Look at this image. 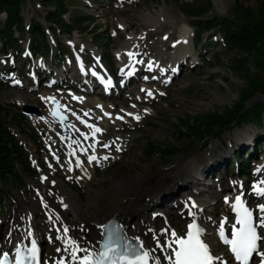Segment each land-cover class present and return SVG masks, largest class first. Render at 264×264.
Here are the masks:
<instances>
[{
	"label": "rangeland",
	"instance_id": "rangeland-1",
	"mask_svg": "<svg viewBox=\"0 0 264 264\" xmlns=\"http://www.w3.org/2000/svg\"><path fill=\"white\" fill-rule=\"evenodd\" d=\"M177 1L193 2V0ZM210 1L212 8L205 16H226L234 3V0ZM245 4L255 6L254 1H245ZM23 5L26 25L31 20L43 23L42 16L46 12L45 9L34 1H26ZM67 5L70 10L69 15L65 17L67 21L69 17L85 14L92 18L93 25L85 33L81 30L75 31L71 38L61 36L58 31L53 34L48 33V44L53 50L52 53L41 55L31 50L32 53L27 55V48L30 46L28 34L15 33L20 52L6 48L0 43V104L11 102L20 104L19 101L23 100V104L40 109L43 117L42 120L27 119L28 124L38 135L40 145L35 146L39 149L35 157L39 160V169L34 167L36 172L25 178L21 185L14 186L11 183L0 185V191L4 196L0 213V244L3 240L7 241V232L15 227L16 222H22L24 215L29 218L31 212V218L38 223L37 233L41 235V240L38 242L41 264H45L49 252L53 251L52 244L59 240L58 237L53 236L55 217L58 215L54 216L45 203L54 206L57 214L61 213L66 222L71 223L74 214L69 205L70 200L84 213H88L93 209L90 203L100 204L99 196L111 186L112 188L117 186L115 183L121 179H125L126 186L130 182H136V180L127 181V176L138 172L140 165H149L145 176L148 180H152L162 168L172 169L177 163L183 165L190 159H195L202 165L206 158L208 169L203 178L204 185L222 192L217 199L201 210V215L211 222V228L216 232L217 225L226 211L220 199H227V196H223L222 193L229 195L233 193L227 188V183L240 182L246 187L251 186L249 188L252 190L254 177L257 175L256 168L264 166V124L233 126L219 138L209 137L202 142L197 138L184 137L178 139L176 143L181 151L180 154L168 157L159 152L162 146L169 148L175 143L177 118L186 116L192 119L199 114L221 111L238 100L245 87V79L231 70L230 60L235 55L225 51L219 35L212 36L213 32L206 33L202 36L201 42L196 43L193 29L189 25L190 20L180 13L175 0H69ZM140 15L163 17L165 20L159 27H148ZM4 19L5 16L0 15V23H3ZM120 21L126 25L125 31L118 24ZM181 29L188 32L186 37H180ZM130 36L142 37L143 41L136 43L134 51L137 56L141 53L140 55L144 57L141 58L143 61L148 54L152 61L157 59L163 66L172 65L175 52L173 45L179 39L187 44V48L189 47L190 57L182 61L181 72L175 69L173 76L172 73L162 74L157 81L155 79L160 73V67L157 66L154 72H147V69L139 71L136 68L138 67L136 59L135 66L124 76L128 77L134 69H137V72L134 73L130 83H123L117 72L115 53L120 47L126 48L124 44ZM210 36L212 39L209 40ZM59 43L64 44L61 52L58 49ZM79 61L88 70L96 69L94 65L100 62V68L103 67L111 73L117 91H111L107 96L100 91V88L87 89L83 77L78 80L73 79ZM250 70L253 71L252 66ZM143 83L148 84L154 93L150 96L145 93L139 94L141 97L138 99L136 94ZM71 89L77 94L83 93L82 104L75 102V96L78 95L72 96ZM50 96L59 99L67 113L69 111L66 108L74 109L80 116L93 113L95 121L103 119L109 126L108 133L112 135L113 140L121 139L119 145L114 144V141L111 143L106 140L109 148L102 158V165L95 164L86 175L77 168H68V150L72 147L77 150L79 148L77 146L84 142L79 140L78 135L75 138L80 141L79 144L73 145L64 140L70 138V133L62 135L58 125L47 117ZM96 98L102 101L111 116L120 113L121 110L124 112L137 110V113L141 112L143 117L141 119L130 117L115 126L109 124L110 119L100 108L101 103H98ZM258 99L264 97L257 94L251 101ZM247 133L254 137L242 139L249 137L245 136ZM236 137H239L243 144H238L235 141ZM19 139L24 142L23 139ZM147 142L157 144V150H154L150 156L144 154ZM239 155L243 159L248 158L252 167L248 179L239 175L236 169L226 171L224 168L229 161L233 163V158H238ZM86 164L88 167L91 165L88 162ZM200 168L202 171L203 167ZM151 183L152 181H149L146 185L150 187ZM170 190V187L166 188L167 193L171 192L172 195L175 191L174 195L178 194L177 189ZM96 193L99 195H95ZM181 193L185 192L182 190ZM159 197L165 202L163 205L170 208L172 213H176L183 204L181 200L178 202L172 200L170 197L173 196ZM146 203L149 206L146 211L148 216L149 212H153L152 200L149 199ZM150 215V219L153 220L157 217L154 212ZM90 225L95 226L93 223ZM62 228L69 233L67 227ZM62 228L60 232L64 234ZM82 235L87 241L90 239L87 231H83ZM210 235L213 236L212 233ZM66 255L64 254L63 257Z\"/></svg>",
	"mask_w": 264,
	"mask_h": 264
},
{
	"label": "bare ground",
	"instance_id": "bare-ground-1",
	"mask_svg": "<svg viewBox=\"0 0 264 264\" xmlns=\"http://www.w3.org/2000/svg\"><path fill=\"white\" fill-rule=\"evenodd\" d=\"M229 1L231 0H228V2ZM141 16L148 27H159L161 22H164L165 20L163 17L154 18L150 15H140V17ZM118 24L121 25L125 31L126 25L122 24L121 21L120 23L118 22ZM180 31V37H186L188 32L183 29ZM140 40L143 41L141 36L128 37L126 43L124 44L126 48L120 47V49L115 53L118 65L117 72L120 75V81H123V83L131 82L132 77H125L124 74L129 71L130 68L135 66L134 61L136 59V63L138 64V67L136 68L139 71H145L147 69V72L152 70V72H154V70L157 69V66H159L160 73H172L171 75L173 76L176 71L175 69H178L177 72L182 71V61H186L190 57L189 47L187 48V44H185L182 39H179L173 45L175 52L173 55L172 65L167 66L165 64L163 66L157 59L152 61V59L148 57V54L145 56L146 59L143 61L141 58L144 57L140 55L141 53L137 56L134 51L136 43ZM94 67H96L107 79L105 82L111 80L112 77L109 71L103 67L100 68L99 63L95 64ZM80 68L81 67L79 66L78 69L75 70L73 79L78 80L79 78H82L83 75L80 72ZM137 69H134V72L132 73L137 72ZM85 84L87 89L90 88L95 90L96 88V84L91 81ZM111 91H115V87L108 88L106 91L102 87V93L104 95H110ZM142 93L149 94L150 96L153 95L154 90L148 84L143 83L140 85L139 92L136 94L138 99L141 97L139 94ZM71 94L72 96L78 95L75 96L74 100L76 103L82 104L83 101L81 99L84 100L83 93L77 94L74 91L71 92ZM95 100H98V103H101L100 108L108 115V119H110L108 123L113 124L114 126L115 124L128 120L130 117L133 119H141L143 117V114L141 112L137 113V110H135L136 112L128 110H125L124 112V110H121L120 113L111 116V113L107 110L106 106L102 104V101L99 98H96ZM19 102L20 105H23V100H20ZM48 107H50L49 104ZM66 110L69 111L68 117L71 124L69 126L70 138L68 140H64L73 145L79 144V140L84 142V144L81 143L77 146L80 148H78L79 150H76L73 147L68 150L67 159L69 166L77 168L83 175H86V172H90L95 164L102 165V158L105 157L109 148L107 141L111 143L114 141V144L119 145L121 139L117 138L113 140L112 135H109L108 133L109 126L106 121L103 119L95 121V115H93V113L92 115L89 113L88 115L80 116L74 109L66 108ZM76 135L79 136V140L75 138ZM245 136L249 137H244L242 139L254 137L248 133L245 134ZM239 137H236L235 141L238 144H243ZM253 142L254 140L252 143ZM211 148H213V146ZM81 160L82 164L79 165V161ZM87 162L91 164L89 167L86 164ZM207 165V158L205 163L202 165H200L195 159H190L183 165L177 163L175 168L172 169L164 170L162 168L152 180H148L145 176L149 165H140L138 172L134 175L127 176V181L136 180V182H130V184L126 186L125 179H121V181L115 183L117 186L115 185L113 188L111 186L108 191L99 196V199L101 200L100 204L98 202L90 203L93 207L90 212L88 211V213H84L81 208L77 207L78 205H75L72 203L73 201L70 200L69 205L72 213L74 214V219L70 221L71 223L66 222V220L60 215L61 213L57 214V210L54 206H50L45 203L48 205L54 216H59L55 217V227H53V236L58 237L59 240L54 241L52 244L53 251L49 252L45 264H57L58 262L62 264H80V262L83 261L87 255L94 253L97 249L98 240L101 237V229L110 219H114L121 223L125 233L132 239L139 242L145 252L151 256L153 264H170L174 249L176 248V241L185 235L189 225L192 223L200 226L201 239L212 254L213 264H233L231 256H229L225 251L223 243L219 241L218 234L214 237L211 222L206 220V218H203L201 215V210L207 204L212 203L215 199H217L219 194L222 192V190L218 191V189L212 187L209 188L204 185L203 178L208 169ZM160 166L163 167L162 165ZM200 167H203L202 171H200ZM256 169L257 175L254 177L252 190H255L256 188L264 189V166H258ZM149 181H152L150 187L146 185ZM218 185H220V183H218ZM168 187L171 188L170 191L177 189L176 192L178 194L174 195V190L172 195L171 192L167 193L166 188ZM178 188L180 189L178 190ZM227 188L232 192H234L233 190L237 192L245 191L250 207L254 209L257 207L264 208V194L257 197V194H255L254 191L250 188H246V186L240 182L233 184L227 183ZM182 190L185 192L184 194L181 193ZM95 195L99 194L96 193ZM159 196H161V198L173 196L170 197L172 200H175L176 202L181 200L183 201V204L180 205L181 207L176 213H172L170 208L163 205L165 202L161 200ZM149 199L152 200L151 211L156 213L157 216L155 220L150 219V214L153 212H149L148 216H146V211L149 207L146 202ZM224 200H222V203L226 208V211L223 213V219L219 226L218 233L221 230L230 228L232 225L233 215L228 212L230 211L231 205L229 201L225 202ZM255 214L256 230L259 233L262 242H264V211H256ZM28 217L29 218L24 215L23 221H17L15 227L11 228L7 232V241L3 240V243L0 244V255L2 253L14 252L17 248L22 247L21 245L25 242L26 244H29L31 240H35L36 242L41 240V235L37 233L38 223L34 222L31 218V212ZM60 219L62 221H60ZM91 223H93V225L95 224V226L93 227L90 225ZM50 226L51 225H49V227ZM62 227H67L70 235L67 230ZM60 228H62L61 230L64 231L65 235L60 232ZM83 231H87L89 235L88 238H90L88 241L83 237ZM210 233H212L213 236H211ZM9 239H12V241ZM64 254L67 255L63 257Z\"/></svg>",
	"mask_w": 264,
	"mask_h": 264
},
{
	"label": "trees",
	"instance_id": "trees-1",
	"mask_svg": "<svg viewBox=\"0 0 264 264\" xmlns=\"http://www.w3.org/2000/svg\"><path fill=\"white\" fill-rule=\"evenodd\" d=\"M26 1L37 2L46 10L42 16L44 24L31 20L26 28L23 17V4ZM67 1L69 0H0V15L5 16L4 22L0 23V43L20 52L15 33L28 34L31 50L44 55L53 52L48 44V33L58 31L61 36L68 38L78 30L85 33L93 25L92 18L84 14L69 17L67 21L65 17L70 12ZM245 1H254L255 6L246 5ZM175 4L180 13L190 20L189 25L193 29L196 43H200L206 33L219 35L225 51L235 55L230 60V67L245 79V87L238 100L224 110L199 114L192 119L186 116L177 118L175 143L169 148L162 146L159 152L168 157L181 153L176 144L178 139L197 138L202 142L209 137L219 138L233 126L264 124V99L251 101L257 94L264 97V0H234L226 16H205L212 8L210 0H193L192 3L175 0ZM212 36L208 37L209 40ZM58 45L61 52L64 44ZM37 137L34 128L28 124L15 102L0 104V185H21L25 178L36 172L35 168L39 169V160L35 157L39 152L35 146L40 145ZM154 150H157V144L147 142L144 154L150 156ZM236 162L234 165V162L229 161L225 170L230 171L237 166L238 173L249 178L251 166L248 159L239 155ZM3 202L4 196L0 191V213Z\"/></svg>",
	"mask_w": 264,
	"mask_h": 264
},
{
	"label": "water",
	"instance_id": "water-1",
	"mask_svg": "<svg viewBox=\"0 0 264 264\" xmlns=\"http://www.w3.org/2000/svg\"><path fill=\"white\" fill-rule=\"evenodd\" d=\"M52 108L47 113L55 123L60 127L61 133L63 135L68 134L67 125H69L70 120L65 112L62 111L63 104L61 101L51 97L50 98ZM20 113L27 119H39L41 117V111L35 106L21 105Z\"/></svg>",
	"mask_w": 264,
	"mask_h": 264
}]
</instances>
